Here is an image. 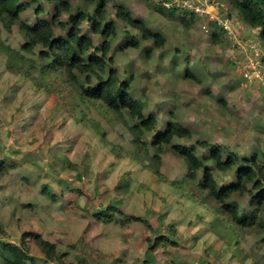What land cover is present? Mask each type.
Wrapping results in <instances>:
<instances>
[{"label": "rangeland", "instance_id": "1", "mask_svg": "<svg viewBox=\"0 0 264 264\" xmlns=\"http://www.w3.org/2000/svg\"><path fill=\"white\" fill-rule=\"evenodd\" d=\"M19 1L29 4L21 20L33 24L36 0ZM79 4L81 0H73L74 6ZM116 4L160 32L164 45L154 46L120 21ZM155 7L150 0H110L106 17L117 27L114 42L135 39L139 44L112 49V68L122 80L131 76L130 94L141 100L145 115L157 116L156 129L169 119L190 128V138L174 143L195 145L219 184L235 181L236 167L215 168L197 140L217 143L223 158L230 153L256 156L264 165L262 91L254 97L246 86L239 88L243 82L233 73L223 37L220 41L204 32L187 13ZM61 20H68V14ZM82 30L89 32V26L84 23ZM23 42L17 25L8 32L0 23L2 242L21 245L24 233H36L73 264H264V231H227L215 204L195 188L201 171L192 181L175 154H157L152 147L138 152L126 111L116 116L98 101L80 99L63 73L41 68L42 47L28 53L21 49ZM8 49L25 61L16 59L18 65L12 67ZM187 69L193 78L186 77ZM153 135L145 132L143 140L150 144ZM232 199L248 210V194ZM108 205L117 208L113 219L98 221L95 211ZM124 215L142 217L149 226L137 221L122 225ZM161 234L176 245L150 252L148 241ZM25 244L32 264H55L45 261L33 238L27 237Z\"/></svg>", "mask_w": 264, "mask_h": 264}, {"label": "trees", "instance_id": "2", "mask_svg": "<svg viewBox=\"0 0 264 264\" xmlns=\"http://www.w3.org/2000/svg\"><path fill=\"white\" fill-rule=\"evenodd\" d=\"M81 1L82 4L74 6L73 0H36L35 22L29 24L20 18V14L29 7L27 2L0 0V23L8 32L12 30L13 25L18 26L24 39L21 49L25 52L34 53L35 48L41 46L42 50L38 53L41 63L43 62L41 68L44 72L63 73L75 85L80 99L98 101L116 116L126 111L133 120L129 129L138 152L146 153L152 147L157 154L165 151L175 154L183 159L187 168L186 177L192 181L197 180L201 171V180L195 184V188L215 204L216 211L227 224V231L245 228L264 231V165L256 156L249 158L230 153L223 158L217 143H210L205 139L197 140L196 144L206 149L208 157L215 162V168L224 171L236 167L235 181L219 184L211 167L199 157L195 145L174 143V139L192 136L188 127L169 119L163 129H156L159 125L157 116L153 113L145 115L141 100L130 94L131 76L122 80L118 70L111 66L114 59L109 52L112 49L122 51L124 47L137 48L139 44L135 39L118 45L114 42L117 27L114 21L106 17L110 0ZM228 1L243 22L259 29L260 42L264 46V0ZM45 3L51 5V8L48 9ZM155 8L159 12L163 11ZM114 9L115 16L136 29L143 39L151 40L156 47L164 45V36L150 30L142 20L135 18L130 10L120 4H116ZM64 13L68 14V20H61ZM84 23L89 26V32L82 30ZM212 35L221 41L219 33L213 31ZM96 38L101 39L99 43H96ZM7 53L12 67L18 65V60L25 61L16 51L8 49ZM13 63L17 64L14 66ZM185 72L186 77L193 78L191 70L187 69ZM81 78L83 83H79ZM152 131L154 135L148 144L143 140V135ZM242 194L249 195L248 210H241L232 199L235 195ZM116 209L114 205H108L95 211L94 216L98 221L112 220V211ZM120 219L122 225L137 221L149 226L147 220L139 216L124 215ZM27 237L33 238L46 262L73 264L65 262L63 256L57 253L53 242L31 232L22 235L21 245L0 240V264H32L28 246L25 244ZM168 245H176V241L161 234L148 241V250L154 252L157 247ZM144 264L149 262L145 261Z\"/></svg>", "mask_w": 264, "mask_h": 264}, {"label": "built area", "instance_id": "3", "mask_svg": "<svg viewBox=\"0 0 264 264\" xmlns=\"http://www.w3.org/2000/svg\"><path fill=\"white\" fill-rule=\"evenodd\" d=\"M150 1L164 11L187 13L196 18L206 33H219L227 44L228 60L235 77L244 86L261 90L264 100V46L259 29L243 22L236 13L226 11L218 0Z\"/></svg>", "mask_w": 264, "mask_h": 264}, {"label": "crops", "instance_id": "4", "mask_svg": "<svg viewBox=\"0 0 264 264\" xmlns=\"http://www.w3.org/2000/svg\"><path fill=\"white\" fill-rule=\"evenodd\" d=\"M222 2H223V6H224V8H226V11H228V12H230V13H236L237 14V12H236V10H234L233 8H232V6H231V4H230V2L228 1V0H222ZM124 7L126 8V6L124 5ZM128 9V8H127ZM129 10V9H128ZM156 10V9H155ZM131 11V10H130ZM157 11V10H156ZM158 12V11H157ZM132 13V12H131ZM133 15V14H132ZM238 16V15H237ZM160 33V32H159ZM161 34V33H160ZM227 57H228V54H227ZM242 87H244V85H241L239 88L241 89ZM247 89H249L251 92H252V94H253V96L255 97L256 95H259V90L257 89V88H255V87H247ZM190 129V128H189Z\"/></svg>", "mask_w": 264, "mask_h": 264}]
</instances>
